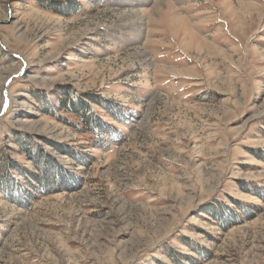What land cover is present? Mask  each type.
<instances>
[{
  "label": "rangeland",
  "instance_id": "374dc122",
  "mask_svg": "<svg viewBox=\"0 0 264 264\" xmlns=\"http://www.w3.org/2000/svg\"><path fill=\"white\" fill-rule=\"evenodd\" d=\"M0 264H264V0H0Z\"/></svg>",
  "mask_w": 264,
  "mask_h": 264
},
{
  "label": "trees",
  "instance_id": "16d2710c",
  "mask_svg": "<svg viewBox=\"0 0 264 264\" xmlns=\"http://www.w3.org/2000/svg\"><path fill=\"white\" fill-rule=\"evenodd\" d=\"M70 104V103H69ZM83 119H85V117L83 116ZM86 121V120H85ZM93 122H95V121H93L92 119H90L89 120V122H88V125H92L93 124ZM41 171V170H40ZM40 177V176H39ZM40 181H42V179H40ZM43 181H42V188H43ZM53 183V182H52ZM50 187H52L51 185H49Z\"/></svg>",
  "mask_w": 264,
  "mask_h": 264
}]
</instances>
